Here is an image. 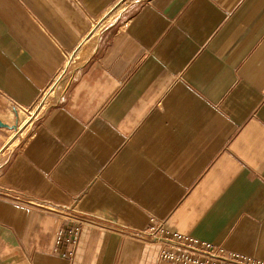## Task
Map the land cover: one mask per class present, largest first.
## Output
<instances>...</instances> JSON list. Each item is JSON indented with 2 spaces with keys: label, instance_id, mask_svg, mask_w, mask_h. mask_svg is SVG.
<instances>
[{
  "label": "crops",
  "instance_id": "obj_1",
  "mask_svg": "<svg viewBox=\"0 0 264 264\" xmlns=\"http://www.w3.org/2000/svg\"><path fill=\"white\" fill-rule=\"evenodd\" d=\"M120 1L0 0V154L117 13L0 157V191L29 202L0 195V264H172L119 229L70 241L56 207L264 261V0Z\"/></svg>",
  "mask_w": 264,
  "mask_h": 264
},
{
  "label": "built area",
  "instance_id": "obj_2",
  "mask_svg": "<svg viewBox=\"0 0 264 264\" xmlns=\"http://www.w3.org/2000/svg\"><path fill=\"white\" fill-rule=\"evenodd\" d=\"M60 94H63L61 92ZM61 97V96H60ZM0 191V195L14 199L15 201L26 203L19 196H12L10 191ZM29 203V202H27ZM62 217H64L70 224L69 229L70 241H76L84 226H95L108 229H118L123 231V234L132 236L137 239L146 241L149 244L160 247V260L165 263L172 264H264V261L243 255L233 251H229L222 246L214 245L205 241H199L188 235L179 233H171L166 230L165 224L160 223L147 231H129L125 228L107 224L103 221L83 215L73 207L54 208L51 209Z\"/></svg>",
  "mask_w": 264,
  "mask_h": 264
},
{
  "label": "rangeland",
  "instance_id": "obj_3",
  "mask_svg": "<svg viewBox=\"0 0 264 264\" xmlns=\"http://www.w3.org/2000/svg\"><path fill=\"white\" fill-rule=\"evenodd\" d=\"M136 1L137 0H122L118 4V8L123 10L125 9V7L135 3ZM116 14L117 13H115V11L112 9V11H109L106 15H103L101 18H99V20L93 26V29L99 26L100 27L99 31L97 33H93V29H92L81 46H86L89 43H91V46L92 45L94 46L96 37L101 33V31L105 28L107 24L111 23L115 19ZM91 46L90 45L88 46L89 50L85 53L76 52L72 55H69L66 59L65 68L61 72V75L57 78L55 83H53L51 89H49L45 93V95H43V98L38 103V105L35 108L31 109V111H27V110L20 111L19 124L18 126L16 125L19 129L11 133L9 142L1 152L0 157L6 156L8 152L19 143L20 139L26 136L28 128L30 124L34 121V119L39 115H41V113L45 111L46 108L54 104L59 93L61 92L64 93L69 83L76 78L77 73L82 68L88 52L93 48V46L92 47Z\"/></svg>",
  "mask_w": 264,
  "mask_h": 264
},
{
  "label": "bare ground",
  "instance_id": "obj_4",
  "mask_svg": "<svg viewBox=\"0 0 264 264\" xmlns=\"http://www.w3.org/2000/svg\"><path fill=\"white\" fill-rule=\"evenodd\" d=\"M99 28H100V27H98V26L95 27V28L93 29V32L97 33V32L99 31Z\"/></svg>",
  "mask_w": 264,
  "mask_h": 264
}]
</instances>
